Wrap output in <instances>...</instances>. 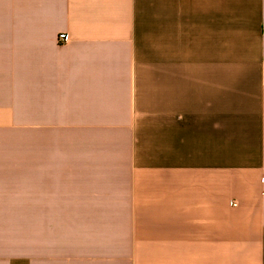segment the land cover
Here are the masks:
<instances>
[{"label":"crops","instance_id":"1","mask_svg":"<svg viewBox=\"0 0 264 264\" xmlns=\"http://www.w3.org/2000/svg\"><path fill=\"white\" fill-rule=\"evenodd\" d=\"M0 264H264V0H0Z\"/></svg>","mask_w":264,"mask_h":264},{"label":"built area","instance_id":"2","mask_svg":"<svg viewBox=\"0 0 264 264\" xmlns=\"http://www.w3.org/2000/svg\"><path fill=\"white\" fill-rule=\"evenodd\" d=\"M68 40H69V36L68 35L61 36V41L67 42Z\"/></svg>","mask_w":264,"mask_h":264}]
</instances>
